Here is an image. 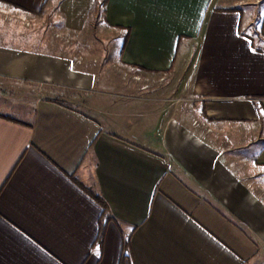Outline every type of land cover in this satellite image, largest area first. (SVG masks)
<instances>
[{
  "label": "crops",
  "instance_id": "crops-1",
  "mask_svg": "<svg viewBox=\"0 0 264 264\" xmlns=\"http://www.w3.org/2000/svg\"><path fill=\"white\" fill-rule=\"evenodd\" d=\"M262 2L0 0L54 13L60 36L121 41L125 72L181 73L196 107L154 98L137 123L135 102L97 97L117 87L103 51L0 41V78L45 89L0 112V264H264Z\"/></svg>",
  "mask_w": 264,
  "mask_h": 264
},
{
  "label": "rangeland",
  "instance_id": "rangeland-1",
  "mask_svg": "<svg viewBox=\"0 0 264 264\" xmlns=\"http://www.w3.org/2000/svg\"><path fill=\"white\" fill-rule=\"evenodd\" d=\"M237 3L241 2L238 1ZM237 5L240 12L245 16V6ZM262 7H264V0L260 5V8ZM57 21L54 13H41L38 17L19 18L8 12L0 11V41L54 53L69 54L71 52L68 50L74 52L78 49L79 52L83 49L88 54L96 56L103 51L104 56L99 57L102 65L111 61L110 70L115 71L101 75L108 77L110 80H114L117 87L108 89V95L98 93L99 95L97 97L112 99L114 102L120 101L123 104L125 100L135 102L137 106L131 109V113L139 114L136 118L137 123H143V118L138 117L158 109L160 105L154 98L160 100L162 107H164V114L165 112L172 113L177 118L182 114L188 115L189 117L196 115L194 111L196 107L193 104L195 102L190 94V90L181 87L184 78L181 73L168 72L158 75H143L141 73L138 75L134 74L136 71L125 72L118 64L113 63L115 59L113 55L117 51L115 45L122 44L121 41L115 42L110 39L109 35L100 36V32L96 29L85 32V36H79V40H75L69 36H60L55 26ZM79 61L82 62L81 59ZM122 81L133 82L137 85V89L134 88L131 94H126V92H130L131 90L122 87L120 84ZM173 83L179 86L177 87L176 85L174 88L172 86ZM44 91L45 89L40 86L27 85L0 78V112L17 117L15 109L22 106L24 100L31 99L34 95H42ZM165 108H168V110H165ZM191 121L194 126L205 125V123L195 119Z\"/></svg>",
  "mask_w": 264,
  "mask_h": 264
},
{
  "label": "built area",
  "instance_id": "built-area-1",
  "mask_svg": "<svg viewBox=\"0 0 264 264\" xmlns=\"http://www.w3.org/2000/svg\"><path fill=\"white\" fill-rule=\"evenodd\" d=\"M197 124V123H196ZM205 126V125H204Z\"/></svg>",
  "mask_w": 264,
  "mask_h": 264
}]
</instances>
